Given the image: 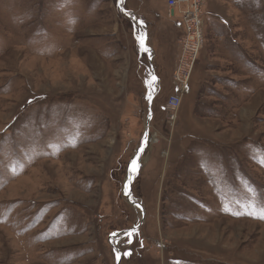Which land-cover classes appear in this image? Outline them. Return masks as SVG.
I'll list each match as a JSON object with an SVG mask.
<instances>
[{"label": "rangeland", "instance_id": "374dc122", "mask_svg": "<svg viewBox=\"0 0 264 264\" xmlns=\"http://www.w3.org/2000/svg\"><path fill=\"white\" fill-rule=\"evenodd\" d=\"M204 18L171 120L165 0H0V264H264V0Z\"/></svg>", "mask_w": 264, "mask_h": 264}, {"label": "built area", "instance_id": "2783aa9c", "mask_svg": "<svg viewBox=\"0 0 264 264\" xmlns=\"http://www.w3.org/2000/svg\"><path fill=\"white\" fill-rule=\"evenodd\" d=\"M165 1L168 6V17L172 20L176 19L182 31L172 76L176 92L165 108L169 118L175 120L177 109L182 101L181 96L188 92L190 81L204 48L206 40L204 6L207 0Z\"/></svg>", "mask_w": 264, "mask_h": 264}, {"label": "water", "instance_id": "95a60500", "mask_svg": "<svg viewBox=\"0 0 264 264\" xmlns=\"http://www.w3.org/2000/svg\"><path fill=\"white\" fill-rule=\"evenodd\" d=\"M138 23H142V22H139L138 21ZM146 33L147 32H145V40H146ZM144 41V40H143ZM144 48H147V46L144 44ZM148 49V48H147ZM147 53H150L149 52V49H148V51H147ZM151 102V101H150ZM149 105H151V103L149 104ZM152 118H153V112H152V110H149V116H148V119H147V127H146V131H145V135H144V137H143V141H142V144H141V147L139 148V152H138V154L141 156L142 155V153H143V150H144V148H145V146H146V144H147V141H148V137H149V135H150V121L152 120ZM138 165V164H137ZM138 168H139V165H138ZM132 178V177H131ZM131 180V182H129L128 183V185H127V199H128V201L130 202V203H132V205H137V206H139L141 209H142V211H144V209H143V207L139 204V203H137V202H134V201H132V197H131V193H130V191H131V183H132V179H130Z\"/></svg>", "mask_w": 264, "mask_h": 264}, {"label": "snow or ice", "instance_id": "6c2138e0", "mask_svg": "<svg viewBox=\"0 0 264 264\" xmlns=\"http://www.w3.org/2000/svg\"><path fill=\"white\" fill-rule=\"evenodd\" d=\"M141 46L143 47V40H141ZM144 51H148V49L147 48H144ZM152 79L155 80V77H153ZM137 167H138V165H137L136 160H133L132 161V170H133V172L136 171ZM260 218H264V213L261 214V217Z\"/></svg>", "mask_w": 264, "mask_h": 264}, {"label": "crops", "instance_id": "0c3cea01", "mask_svg": "<svg viewBox=\"0 0 264 264\" xmlns=\"http://www.w3.org/2000/svg\"><path fill=\"white\" fill-rule=\"evenodd\" d=\"M181 35H182V32H181ZM178 44H179V41H178ZM176 58H177V54H176ZM176 58H175V62H174V65H173V70H174V67H175ZM153 73H154V71H153ZM153 76H154L155 78H157L156 75L153 74ZM156 86L158 87V84H157Z\"/></svg>", "mask_w": 264, "mask_h": 264}]
</instances>
